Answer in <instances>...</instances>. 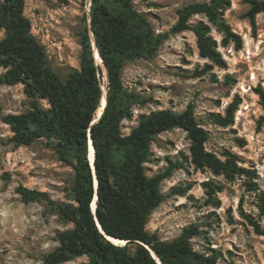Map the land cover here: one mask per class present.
Returning a JSON list of instances; mask_svg holds the SVG:
<instances>
[{"label":"rangeland","instance_id":"obj_1","mask_svg":"<svg viewBox=\"0 0 264 264\" xmlns=\"http://www.w3.org/2000/svg\"><path fill=\"white\" fill-rule=\"evenodd\" d=\"M210 0H134L136 9L153 24L164 39L154 55L128 62L122 73L125 86L136 90L147 102L135 105L133 118L122 130L130 133L141 114L195 107L198 122L208 131L206 149L222 159L233 154L249 174L228 179L208 168H197L191 160V141L186 130L175 128L160 134L152 143L145 163L148 176L178 164L161 184L166 199L149 216L147 229L162 240L180 236L186 227L197 225L200 234L191 240L195 250L217 256L216 264H264V235L258 234L250 218L264 227V12L257 14L254 28L245 0H231L225 20L238 38L225 34L203 14L217 40L220 62L200 55L192 30L173 32L177 10L194 2ZM87 0H26L25 13L32 32L46 46L49 63L63 78L80 68L82 39L88 27ZM4 32H0V38ZM5 71L0 66V75ZM104 71V77L106 75ZM107 85V77L105 80ZM237 101L234 123L224 127L213 114L227 115ZM47 105L46 101H41ZM31 98L23 84L0 83V116L30 108ZM11 127L0 120V264H43V256L58 245V231L73 227L51 211L46 201L26 203L17 192L20 185L49 193L57 202L70 201L74 169L62 161L42 139L29 146L10 141ZM222 186L210 197L208 184ZM87 256L62 264H86Z\"/></svg>","mask_w":264,"mask_h":264},{"label":"trees","instance_id":"obj_2","mask_svg":"<svg viewBox=\"0 0 264 264\" xmlns=\"http://www.w3.org/2000/svg\"><path fill=\"white\" fill-rule=\"evenodd\" d=\"M87 1L91 4L90 27L82 39L81 65L63 78L50 65L46 46L32 32V22L25 13L26 0H0V32H4L0 38V66L5 69L0 83L23 84L31 98L27 111L6 114L0 120L11 127L10 141L16 146L44 139L74 169L70 201L57 202L48 192L24 185L17 188L24 202L46 201L51 211L73 223L72 228L58 231L59 245L43 256V264H62L82 256L88 257L86 264H216L215 254L207 255L193 247L191 239L200 234L197 225L186 227L170 241L147 229L149 216L166 199L161 184L178 167L173 163L148 176L145 163L150 160L152 143L163 132L182 128L188 133L191 160L197 168H208L228 179L249 174L250 170L239 166L233 154L224 160L206 149L208 131L198 122L193 104L182 112L168 108L141 114L130 133L123 132L122 123L133 118L134 106L147 102L136 90L125 86L123 69L130 61L154 55L167 36L155 32L148 17L136 9L134 0ZM245 1L250 6L246 15L255 28L257 14L264 12V0ZM230 6L231 0L185 5L177 10L173 32L192 30L200 55L220 62L210 24L200 20L192 25L190 19L203 14L226 39L238 38L224 17ZM91 31L105 68L95 62ZM104 71L107 104L94 121L103 97ZM258 91L264 104V90ZM237 109L235 101L226 116L214 113V122L224 127L234 123ZM91 142L93 163L89 158ZM207 184L210 197L222 189ZM260 207L264 211V199ZM250 222L258 234L264 235L258 221L250 218ZM107 236L125 243H115Z\"/></svg>","mask_w":264,"mask_h":264},{"label":"bare ground","instance_id":"obj_3","mask_svg":"<svg viewBox=\"0 0 264 264\" xmlns=\"http://www.w3.org/2000/svg\"><path fill=\"white\" fill-rule=\"evenodd\" d=\"M91 34V40H92V46H93V50H94V56H95V62L96 64L99 66V67H102V68H105L104 67V64H103V59L102 57L100 56V53L98 51V48H97V45H96V42L94 40V37H93V33L90 32ZM106 77H103L102 78V88H103V92H104V95H103V103L102 105L100 106L99 110H98V114H99V118L100 116L102 115L103 113V110L105 109L106 107V104H107V86H106V83H105V80H106ZM99 118H96L94 121H97ZM90 155H91V158L93 157V149L92 147L90 148ZM93 208L95 207V203L93 202ZM116 243L118 244H123L125 243L124 240H119V239H115V238H112Z\"/></svg>","mask_w":264,"mask_h":264},{"label":"water","instance_id":"obj_4","mask_svg":"<svg viewBox=\"0 0 264 264\" xmlns=\"http://www.w3.org/2000/svg\"><path fill=\"white\" fill-rule=\"evenodd\" d=\"M91 5V4H90ZM92 32V31H91ZM93 33V32H92ZM93 37H94V34H93ZM94 40H95V37H94ZM96 42V41H95ZM103 95H104V92H103ZM103 101V97H102V100H101V105H102V102ZM104 111V110H103ZM101 117V116H100ZM97 118H99V114L97 115ZM92 147V149H93V157L91 158V155H90V151H89V158H90V160H91V162L93 163V161H94V147H93V144H92V142L90 143V148ZM93 166H94V164H93ZM95 167V166H94ZM96 186H97V179H96ZM96 199H97V194H96V196H95V201H94V203H95V207H94V210H95V208H96ZM98 225H99V227L101 228V230H102V227H101V225H100V223H99V221H98ZM111 241H113V242H115L113 239H112V237H109V236H107ZM116 243V242H115Z\"/></svg>","mask_w":264,"mask_h":264}]
</instances>
